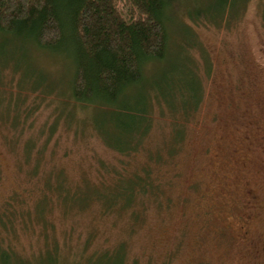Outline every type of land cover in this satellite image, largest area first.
Listing matches in <instances>:
<instances>
[{
    "label": "rangeland",
    "instance_id": "374dc122",
    "mask_svg": "<svg viewBox=\"0 0 264 264\" xmlns=\"http://www.w3.org/2000/svg\"><path fill=\"white\" fill-rule=\"evenodd\" d=\"M226 2L180 0L167 12L165 61L146 68L119 102L133 105L151 83L180 77L199 81V101L184 117L153 102L150 130L130 156L96 133L109 108L71 98L74 61L65 44L34 50L26 38L0 34V214L12 209L0 237L13 252L0 264H90L105 249L111 264L118 250L124 264H264V0ZM180 120L183 139L168 155L164 140ZM149 151L164 156L156 173L169 182L166 208L156 200L113 210L96 201L68 206L48 190L54 169L68 186L101 187L111 180L102 165L137 168ZM23 161H40L44 172L28 176ZM102 255L91 261L102 264Z\"/></svg>",
    "mask_w": 264,
    "mask_h": 264
},
{
    "label": "trees",
    "instance_id": "16d2710c",
    "mask_svg": "<svg viewBox=\"0 0 264 264\" xmlns=\"http://www.w3.org/2000/svg\"><path fill=\"white\" fill-rule=\"evenodd\" d=\"M179 1L0 0V34L26 38L28 44L35 47L34 50H56L65 44L74 61L69 91L71 98L80 104L91 103L109 108V122L99 120L96 133L107 147L130 156L141 150L143 139L150 130L153 102H158L172 113L180 112L184 117L199 101V81H187L180 77L164 82V88L158 87L159 83H151L150 93L132 97L137 101L133 105L127 104L128 101L119 102L126 93H131L142 84L149 67L156 68L165 61L170 41L167 12ZM226 3V0H220L224 8ZM193 68L196 71V67ZM157 91L163 92V98L158 97ZM183 92L188 96L183 97ZM180 98L185 100L176 101ZM109 124L114 127L112 131ZM182 137L181 120L175 121L168 138L164 140L168 155L178 148ZM31 144L28 141L23 148L26 159L31 153ZM147 154V161L137 168L127 169L124 161L119 167L102 165L103 170L110 173L111 180L108 184L102 183L101 187H93L89 182H83V186H68L66 179L62 178V171L54 169L50 171L54 179L52 182L47 180V184H51L48 190L61 193V203L68 206L74 202L83 207L96 201L104 207L103 210H113L131 208L138 200L143 204L156 200L159 208H166L171 202L166 194L169 182L156 173L165 162L161 161L164 156L159 151ZM41 164L40 161L22 162L28 167L26 174L31 177L44 172ZM9 204L12 205V202ZM39 209L43 210L42 204ZM5 210L6 218H9L7 212L12 209L8 207ZM4 215L0 214L2 223L7 221ZM137 215L136 211L132 212L133 219ZM0 238V255H13L8 246H3ZM99 252L105 256L102 264H111L112 252L108 249L92 253L88 262L99 264L91 261ZM116 252L121 256L118 264H124L122 250Z\"/></svg>",
    "mask_w": 264,
    "mask_h": 264
}]
</instances>
